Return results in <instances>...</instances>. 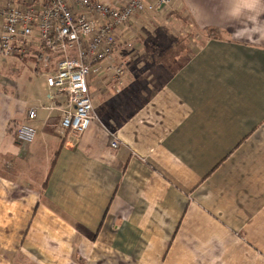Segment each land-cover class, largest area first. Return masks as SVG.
Returning a JSON list of instances; mask_svg holds the SVG:
<instances>
[{
  "label": "crops",
  "instance_id": "obj_1",
  "mask_svg": "<svg viewBox=\"0 0 264 264\" xmlns=\"http://www.w3.org/2000/svg\"><path fill=\"white\" fill-rule=\"evenodd\" d=\"M173 1L193 27L156 30L154 53L222 37L173 67L144 47L153 80L141 63L118 76L135 50L117 47L90 86L100 122L81 136L60 133L69 106L47 86L53 58L41 73L45 50L0 70V264H264V0ZM31 108L23 145L14 131Z\"/></svg>",
  "mask_w": 264,
  "mask_h": 264
},
{
  "label": "built area",
  "instance_id": "obj_2",
  "mask_svg": "<svg viewBox=\"0 0 264 264\" xmlns=\"http://www.w3.org/2000/svg\"><path fill=\"white\" fill-rule=\"evenodd\" d=\"M173 4V0H0V56L45 50L44 62L55 60L47 86L69 106L63 111L60 133L81 136L100 122L90 86L103 63L117 47L131 46L127 39L137 32L141 18L168 15ZM115 72L120 76L121 67ZM37 114V108L29 109L26 122L16 127L19 143L34 141L36 131L30 122ZM110 136L111 148H118L116 135Z\"/></svg>",
  "mask_w": 264,
  "mask_h": 264
},
{
  "label": "rangeland",
  "instance_id": "obj_3",
  "mask_svg": "<svg viewBox=\"0 0 264 264\" xmlns=\"http://www.w3.org/2000/svg\"><path fill=\"white\" fill-rule=\"evenodd\" d=\"M174 12V10H173ZM167 13V12H166ZM166 16V17H165ZM174 16L170 15V14H166L165 12L160 15V16H154V15H147L146 17L141 18V21L137 24V32H135L134 35H132L130 38H128L127 40L129 41V43H131V46L127 49L133 48L135 50V55L131 54H127L126 53H122L121 55V59L119 58L118 62H122V64L124 65V73L125 74H130L129 77H132L135 74H139V71L143 70L144 74H141L143 78H147L148 80H153L152 78H154V73L153 71H151L150 69L152 67H150L149 63H151L152 59L149 56V54H147L144 50V47L149 46L150 48H154L153 44V40L151 41V35L157 30L160 31L161 34L164 30H171L173 29L175 30H190L193 27V24L191 22H186L181 20V22L177 23L175 20H173ZM190 26V27H189ZM146 33V34H145ZM171 35V34H168ZM223 32L219 31V30H208L206 32H204L203 34L201 33V36L196 33L194 37H184L181 38L183 43L180 46L181 48V53L185 51V49H187L189 46L190 47H195L198 46L199 44H201L204 40L206 39H210V38H220L222 37ZM168 39H172V38H168ZM175 40V38L173 39ZM147 42V43H146ZM120 45V44H119ZM119 47H127V46H119ZM30 52V53H29ZM38 52V50L36 48H30V51H26V54H18L16 53L14 56L15 58H11V57H1L0 56V70L2 69H13L17 66H23L22 62H29V57H31V55H36V53ZM180 53V54H181ZM179 54V55H180ZM32 55V57H33ZM178 55V56H179ZM177 56V58H178ZM35 57V56H34ZM123 57H125L123 59ZM5 58V59H3ZM3 59V61H2ZM176 60L174 61L173 65L175 64ZM141 63V64H139ZM121 64V69L123 68V65ZM29 65V64H28ZM43 67H48V64H46L45 62H42ZM137 65H141L140 67L142 68H138ZM173 65H171L170 67H173ZM136 68V70H132L133 68ZM23 68V67H21ZM20 68V69H21ZM41 68V73L46 76L47 74V70L49 69H44ZM141 69V70H139ZM146 69V71H145ZM153 70V69H152ZM18 73V71H17ZM13 73V78L14 81H17L18 83H21L22 79H19L17 76L18 74ZM40 73V74H41ZM123 73V70H122ZM39 73L36 72H31V76L34 77V84H38L41 85L42 82L44 81V77L42 75H40ZM28 77V76H26ZM44 78V79H43ZM66 100V99H65ZM15 137V136H14ZM63 138H72V137H76L75 134L70 133L69 131H66L64 134H62Z\"/></svg>",
  "mask_w": 264,
  "mask_h": 264
},
{
  "label": "trees",
  "instance_id": "obj_4",
  "mask_svg": "<svg viewBox=\"0 0 264 264\" xmlns=\"http://www.w3.org/2000/svg\"><path fill=\"white\" fill-rule=\"evenodd\" d=\"M182 43L183 41L181 38H176L169 47L158 54L154 53L152 48H150L149 46H146L145 48L151 53L154 64L171 66L173 65L177 56L181 53V49H183L180 47Z\"/></svg>",
  "mask_w": 264,
  "mask_h": 264
}]
</instances>
